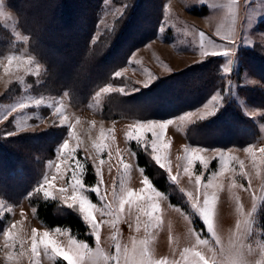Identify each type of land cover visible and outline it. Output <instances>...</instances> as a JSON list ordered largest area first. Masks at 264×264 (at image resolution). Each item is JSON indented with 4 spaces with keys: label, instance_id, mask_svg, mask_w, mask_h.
I'll list each match as a JSON object with an SVG mask.
<instances>
[{
    "label": "rangeland",
    "instance_id": "374dc122",
    "mask_svg": "<svg viewBox=\"0 0 264 264\" xmlns=\"http://www.w3.org/2000/svg\"><path fill=\"white\" fill-rule=\"evenodd\" d=\"M156 1L162 14L146 30L153 36L77 104L31 45L16 10L0 0V29L9 37L0 46V144L13 163L26 161V151L31 164H22L37 168L19 201L0 189V264H264V80L245 57L247 47L258 46L264 59V0ZM102 3L90 42L105 55L124 27L117 50L134 40L151 12H132L126 0ZM130 11L137 15L129 25ZM50 54L57 66L71 64ZM75 56L67 73L81 70ZM208 60L215 66L203 70L215 81L196 105L187 104L194 101L190 94L183 103L182 93L130 99ZM175 89L179 83L169 87ZM232 102L244 116L240 127L225 116ZM146 106L169 115L135 110ZM205 123L218 125L214 132L228 128L231 139L246 126L256 135L249 127L243 146L208 145L219 138L200 137ZM23 138L31 149L16 143ZM138 152L166 180L167 191L147 175ZM11 182L7 187L18 180ZM41 202H54L58 214L76 213L92 240L45 224Z\"/></svg>",
    "mask_w": 264,
    "mask_h": 264
},
{
    "label": "trees",
    "instance_id": "16d2710c",
    "mask_svg": "<svg viewBox=\"0 0 264 264\" xmlns=\"http://www.w3.org/2000/svg\"><path fill=\"white\" fill-rule=\"evenodd\" d=\"M8 1L9 4L16 10L17 14L19 15L23 30L32 37L31 45L33 46V48L37 52L41 53V58L45 60L51 68H53L56 82L61 85L64 89H69L71 91L73 96H75L78 101L77 104L85 103L87 101V94L90 95L95 88L100 87L108 79H110L111 76H113L112 74L114 73V71L125 62V59L128 57L129 53H131V51L134 50L137 46L148 41V39L153 36L151 34L149 36H146V30L147 28H149V24H153L150 23V21L155 20V16H160L162 14V3L160 1L157 2L156 0H151V3L149 4L147 2L144 3L145 0H126L127 3H131V6L134 7L132 12L135 11V9H139V13L142 7H146V11L151 12L148 23L146 21L141 22L144 29H141V31L139 30V35L134 40L128 39L123 44V47H119L117 50V41L128 33V31H126L127 26L124 27L121 31L120 38L117 39L116 37L115 41L111 46V49H109L105 55H101L99 51L96 53L93 52V46L90 42V38L93 35L94 25L98 20L97 18L99 16V12L103 4L102 2L104 0ZM132 12L130 13L127 21L129 25L131 24L132 19L135 18L137 15V12ZM75 26L78 28H75ZM67 32H70L69 35L72 34L73 37H69L64 40V34H66ZM5 37L9 38L0 29L1 47L5 46ZM40 38H42L41 40L47 42V48L41 46V41H39ZM73 38L74 41H72ZM58 40L64 41L63 43L58 44ZM80 46L81 48H78ZM257 48L258 49L256 50L255 48L253 49V47H247L246 49H250V51L245 57L247 58V63H249L250 61L248 65L250 67L252 65L255 73L264 80V59H260L259 47L257 46ZM77 49L79 50V52ZM53 51H56V54H58L59 59L66 57L69 58L71 60V64L69 62H66V64H63L62 66H57L56 60L53 59L52 55L50 54ZM78 53L81 59V70H79V72L75 74H71L70 72L67 73L69 70L65 69L68 68L70 65L74 64L73 59ZM241 54L243 55V53ZM213 63L214 62L211 60L203 62L198 67L178 75L174 81L170 80L172 78L164 80L160 88H158L160 83H157L149 89L141 91L135 96V98L130 99H135L133 101H136L140 98L149 100L156 97L159 98L158 96L161 95L173 98L176 97V94L182 93L183 96L188 97V99L186 101H183V103L189 102L190 94L193 97L194 101L187 104H189L190 106L196 105L199 101H202L201 99H203L206 92L210 93V91L207 90V83L212 84L215 81V77L204 73V70H207L209 66L210 68H213L215 66V64ZM260 63H263V66ZM202 66L205 67L202 68ZM75 67H77V65ZM200 68H202L203 72L201 71L199 72V74H195V72L198 71ZM175 83L180 84L181 90L175 92L177 90L175 89L170 92L169 87H173ZM202 83H204V86L200 85ZM253 93H256L255 89H253ZM175 101L172 102L174 103ZM146 102L148 101H143V103ZM232 105V112L226 114L225 116H228L230 121L236 120L237 125H239L240 127V121L243 119L244 116H242V114L240 113L236 103L232 102ZM135 110L157 115L156 117H166V115H169L163 114V112H159L157 109H149L148 106ZM220 117H216L214 121H217ZM229 124L232 125L230 122L228 123V125ZM217 126L218 125L211 127L208 126L207 123H205L204 126L200 130H198L201 138H219V143L208 145L243 146L245 145V142H248V140L251 139H247V135H249L248 131L250 126H246V131H242L239 136L234 135L232 139L230 138V135L227 136V133H229L228 128H223L220 131L221 133L214 132L218 130ZM250 128L253 130L254 138L256 135L255 129L253 128V126H251ZM210 131L211 133H209ZM231 133L233 132L230 130L229 134ZM29 140L30 138H23V143H20L19 141H16V143L22 144L27 148L31 149L32 146ZM16 143L15 145H17ZM2 144H0V172H4L0 173V182L2 178V184L0 183V189L2 188L1 190L4 192L6 191V193L10 192V198L12 200L19 201V199L17 198H21L32 185L33 174L36 175L37 168H34V171L32 172L31 170L30 172V170L27 169V166L22 164L26 161L31 164V157L28 156L29 153H27L26 151L21 152L26 161L20 162L17 159H14L13 163L11 157L12 155L10 156L9 152L10 150L6 149ZM6 150H8V152L3 157L2 151ZM137 154L138 162L141 166L145 168L147 175L153 179L157 187H159L163 191H167L168 185L166 183V180L163 178H156V172L151 167V164L149 163L147 157L142 152H138ZM16 163L20 165H17ZM3 164H5V166ZM15 179H17L18 182L14 184V187H7V183H9L10 181L13 182ZM87 180L89 181V183H92L95 180L94 173L90 174ZM24 186L26 188H24L25 191L24 189H22V187ZM172 199L174 198L172 197ZM37 209L39 218L48 226L53 228L69 227L74 234L81 236V238L84 237L87 238V240L89 241L92 240V238H89V236L86 237V235H88L87 226L76 213L70 211L66 214H58L56 212L54 202H41L38 204Z\"/></svg>",
    "mask_w": 264,
    "mask_h": 264
}]
</instances>
